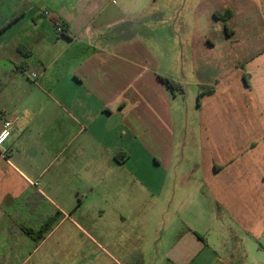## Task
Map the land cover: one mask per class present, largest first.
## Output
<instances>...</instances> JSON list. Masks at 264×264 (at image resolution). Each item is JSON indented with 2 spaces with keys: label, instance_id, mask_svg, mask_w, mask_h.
Here are the masks:
<instances>
[{
  "label": "crops",
  "instance_id": "crops-1",
  "mask_svg": "<svg viewBox=\"0 0 264 264\" xmlns=\"http://www.w3.org/2000/svg\"><path fill=\"white\" fill-rule=\"evenodd\" d=\"M263 7L29 0L34 70L0 77V264H264Z\"/></svg>",
  "mask_w": 264,
  "mask_h": 264
},
{
  "label": "rangeland",
  "instance_id": "rangeland-1",
  "mask_svg": "<svg viewBox=\"0 0 264 264\" xmlns=\"http://www.w3.org/2000/svg\"><path fill=\"white\" fill-rule=\"evenodd\" d=\"M264 3V0H261ZM28 9L29 8V0H0V77L1 73H6L10 75L12 73H16L17 71L20 72V69H15V66H18L20 61L27 60L28 61V68L26 70V74H30L31 71L34 69V65L36 64L31 56L29 55V51L27 49L22 48L19 45V41L16 40L17 34V25L19 26H29L34 24L35 22H40L42 19L38 16H33L31 13L26 12L23 14L20 9ZM264 8V7H263ZM23 14V15H22ZM5 30L3 33L2 31ZM160 35L162 30H155V34ZM33 61V62H31ZM26 80L25 75L23 76ZM1 82V80H0ZM182 104V118L185 117L192 119L193 114L192 112L196 109V97L192 99V102L186 103L184 107V99L182 96H179V100H176ZM179 102V103H180ZM186 119V118H185ZM104 256V254L102 253ZM78 256V254H77ZM99 252L98 250L94 249L91 253V259H89L88 264H94L93 258L99 259ZM80 257V255L78 256ZM78 257L76 259H78ZM101 262L103 263L102 259ZM83 260H79V262L75 264H82Z\"/></svg>",
  "mask_w": 264,
  "mask_h": 264
},
{
  "label": "built area",
  "instance_id": "built-area-1",
  "mask_svg": "<svg viewBox=\"0 0 264 264\" xmlns=\"http://www.w3.org/2000/svg\"><path fill=\"white\" fill-rule=\"evenodd\" d=\"M57 34H61L64 32L62 26L58 25L55 29ZM0 147L6 142V140L10 137L12 129H13V120L9 116V112L2 108L0 109ZM36 185V183H35Z\"/></svg>",
  "mask_w": 264,
  "mask_h": 264
},
{
  "label": "trees",
  "instance_id": "trees-1",
  "mask_svg": "<svg viewBox=\"0 0 264 264\" xmlns=\"http://www.w3.org/2000/svg\"><path fill=\"white\" fill-rule=\"evenodd\" d=\"M226 14H229V11H227ZM161 80L169 89H171V91L179 90V87L174 82L168 79H164V78H161ZM212 91H213V87H202L201 91L198 93L197 99L199 100V98L203 95L211 94ZM49 226L50 225H45V227H43L38 232L39 237L37 238V240H40L42 238L43 233L47 230V228H49ZM27 232L29 233L30 231H27Z\"/></svg>",
  "mask_w": 264,
  "mask_h": 264
}]
</instances>
